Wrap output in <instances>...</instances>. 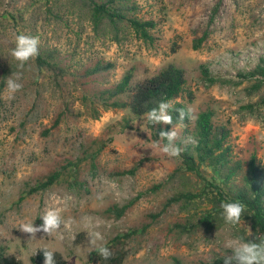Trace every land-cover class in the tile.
Returning a JSON list of instances; mask_svg holds the SVG:
<instances>
[{
	"label": "rangeland",
	"instance_id": "obj_1",
	"mask_svg": "<svg viewBox=\"0 0 264 264\" xmlns=\"http://www.w3.org/2000/svg\"><path fill=\"white\" fill-rule=\"evenodd\" d=\"M138 2L141 15L159 21L152 42L130 30L122 31L119 41L108 32L96 33L79 12L63 13L62 22L44 25L39 18L34 27L31 14L38 15L36 8L47 11L52 0H0V44L8 48L17 35H30L40 45L58 49L78 69L98 60L114 63L99 85L116 83L130 70L136 83L171 64L182 68L194 98L188 103L185 95L179 101L187 103L194 118L213 109L216 122L231 130L235 155L247 159L255 153L264 164V88L249 96L250 83L238 77L264 56V0ZM204 33L206 41L195 49L194 39ZM5 60L0 55V82ZM204 68L219 81L204 80ZM46 78L24 79L12 99H7L6 88L0 92V250L23 264H32L31 257L41 248L61 253L69 264H101L98 246L135 230L122 246L123 264H224L232 255L227 242L243 243L241 231L249 233L248 223L199 227V218L210 209L206 198L169 203L180 192L199 195V179L190 174L172 179L175 157L154 146L143 124L121 130L119 122L126 114L121 110L101 111L99 119H92L79 89L57 90ZM247 104L254 112L243 109ZM60 112L63 119L53 129ZM53 172H60V179L32 193ZM131 201L121 217L110 211ZM49 208L61 210L66 226L51 235L37 233L36 238L20 231L22 223L41 225ZM95 231L104 239L93 245Z\"/></svg>",
	"mask_w": 264,
	"mask_h": 264
},
{
	"label": "trees",
	"instance_id": "obj_2",
	"mask_svg": "<svg viewBox=\"0 0 264 264\" xmlns=\"http://www.w3.org/2000/svg\"><path fill=\"white\" fill-rule=\"evenodd\" d=\"M218 7L219 5L214 8L213 15L218 11ZM40 10L41 8H36L35 11H39L37 16L31 14L34 27L38 26L39 18H42L41 25H44L45 21L62 22L63 13L79 12L88 17L94 32L100 34L108 32L116 41H119L122 31L130 30L144 42H152L154 40L152 32L159 24L153 16L141 15L138 0H52L47 11ZM48 14L50 16H47ZM3 37L4 35L0 34V41ZM207 37V33L196 37L194 48L199 49ZM14 47L15 44H9L8 48L0 44V55L6 59L1 66L0 92L6 88L7 80L16 79L17 75L20 76L19 83L24 79L29 80L30 77L32 81L47 77L48 83L57 90H61L63 86H74L79 89L82 92L81 104L85 113L92 119H99L101 111H125L126 114L119 122L121 130H134L138 122L148 130L152 140L161 142L162 146L167 140L159 137V131H176L177 138L174 143L182 152L175 157L177 167L170 177L183 178L190 174L199 179L201 187L199 195L189 191L180 192L169 199V203L192 204L197 198H206L210 209L199 218V227L214 229L247 222L249 233L243 229L241 240L264 243V164L255 153L247 159H240L235 155L231 143V130L228 125L216 122L213 109L203 110L195 118H191L194 117L193 113L191 117L186 115L184 119L180 118V110L187 113L189 107L186 102L179 100L186 95L185 98L190 103L194 98L192 92L186 88L187 77L182 68L171 64L162 68L153 77L136 83L133 81V70H130L116 83L99 85L100 79L115 68L114 63L98 60L78 69L58 49L39 44V55L30 59L21 68L19 62L11 56ZM238 75L241 83L244 81L250 83L247 88L249 96L260 93L264 88V56L259 58L250 71L239 72ZM203 76L204 80L211 84L219 81L211 76L207 68H204ZM161 101L171 102L172 107L169 109L172 116L171 125H154L146 119L145 114L157 108ZM243 109L254 112V107L250 104L245 105ZM63 115V112L57 115L52 125L53 129L58 128ZM60 177V172H53L40 182L32 193L45 190L55 184ZM225 202H240L243 205L244 213L239 223L233 225L225 222L221 208ZM133 204L134 201H131L120 208L115 206L110 211L121 217ZM190 225L192 224H188ZM177 228L185 230L186 226L177 224ZM135 233L134 230L132 233L117 236L107 244L112 254L107 260L97 255L101 264H123L126 253L122 246L124 241ZM43 250L51 251L47 248L39 249L31 257L32 264H44ZM53 252L56 264H69L61 253ZM95 253L99 254L98 250ZM0 264L23 263L16 256L0 250Z\"/></svg>",
	"mask_w": 264,
	"mask_h": 264
},
{
	"label": "clouds",
	"instance_id": "obj_3",
	"mask_svg": "<svg viewBox=\"0 0 264 264\" xmlns=\"http://www.w3.org/2000/svg\"><path fill=\"white\" fill-rule=\"evenodd\" d=\"M39 55V39L38 37L30 35H17L15 39V47L11 50V56L18 62L19 66H23L32 58ZM20 76L17 75L16 79L9 78L6 82V90L8 92L7 99H12L14 94L23 88L22 83H19ZM172 107L171 102L161 101L157 108L149 110L145 116L147 121L154 125H171L172 116L169 109ZM192 110L188 109L185 113L180 110V118L184 119L186 115L191 117ZM194 118V117H191ZM159 137L167 140L163 146L159 141L154 142V146L160 148V151L167 156L176 157L182 152V149L175 145L174 141L177 138V133L174 130H160ZM223 209L222 216L226 223L237 224L239 223L244 207L240 202H225L221 205ZM42 224L35 226L34 222L22 223L20 231L29 234L31 238H36V234L43 232L51 235L57 232L62 224L66 226L65 221L62 219L61 210L58 208H49L42 216ZM90 243L95 245L96 241H103L104 237L98 231L91 233ZM226 247L232 249V255L225 258L224 264H264V243H257L254 241L236 242L228 241ZM99 256L107 260L111 256L110 249L100 244L98 246ZM44 264H56L55 253L49 250H43Z\"/></svg>",
	"mask_w": 264,
	"mask_h": 264
}]
</instances>
